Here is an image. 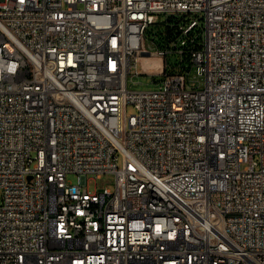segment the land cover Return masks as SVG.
Returning a JSON list of instances; mask_svg holds the SVG:
<instances>
[{
	"label": "built area",
	"instance_id": "2783aa9c",
	"mask_svg": "<svg viewBox=\"0 0 264 264\" xmlns=\"http://www.w3.org/2000/svg\"><path fill=\"white\" fill-rule=\"evenodd\" d=\"M0 189V264H264V0H0Z\"/></svg>",
	"mask_w": 264,
	"mask_h": 264
},
{
	"label": "rangeland",
	"instance_id": "374dc122",
	"mask_svg": "<svg viewBox=\"0 0 264 264\" xmlns=\"http://www.w3.org/2000/svg\"><path fill=\"white\" fill-rule=\"evenodd\" d=\"M161 21L164 20L165 16H161ZM202 22V20H200ZM163 26L161 25H152L149 28L148 32V40L150 41L153 37L154 32H158V34L155 36V42L160 43L161 42V32L163 31ZM155 46H150V51L154 50ZM168 60L170 63H175L176 57L175 56H169ZM178 60V59H177ZM141 61V60H140ZM139 61L137 65V69L140 72L138 75H132L128 74V86L132 89H152L156 87V82L160 81L162 76L161 75H155L154 78L152 74L154 73V69L151 68L148 70V72L144 71L143 67L141 66V62ZM148 63L159 65L161 64V60L156 57H150L147 60ZM134 72V70H133ZM190 75L195 80H200V76L196 73L195 67H193L190 71ZM128 114H132L134 112L133 106L129 105L127 108ZM241 167V166H240ZM242 168V167H241ZM68 180L79 184L83 181V186L87 188L89 191H95L97 189L103 188L105 185H110L114 181L113 174L105 173L100 175L99 177H96L95 175H87L85 178L83 176H80L77 173H71L68 175ZM2 195V190L0 189V197Z\"/></svg>",
	"mask_w": 264,
	"mask_h": 264
},
{
	"label": "trees",
	"instance_id": "16d2710c",
	"mask_svg": "<svg viewBox=\"0 0 264 264\" xmlns=\"http://www.w3.org/2000/svg\"><path fill=\"white\" fill-rule=\"evenodd\" d=\"M158 34V32H156ZM173 34V29L169 26L164 27L163 31L161 32V43L170 35Z\"/></svg>",
	"mask_w": 264,
	"mask_h": 264
},
{
	"label": "bare ground",
	"instance_id": "6f19581e",
	"mask_svg": "<svg viewBox=\"0 0 264 264\" xmlns=\"http://www.w3.org/2000/svg\"><path fill=\"white\" fill-rule=\"evenodd\" d=\"M157 67V65H155ZM153 211H160V204H153Z\"/></svg>",
	"mask_w": 264,
	"mask_h": 264
}]
</instances>
